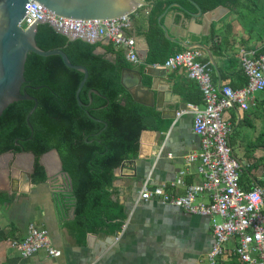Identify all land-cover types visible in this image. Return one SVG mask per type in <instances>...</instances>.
<instances>
[{"label":"crops","instance_id":"1","mask_svg":"<svg viewBox=\"0 0 264 264\" xmlns=\"http://www.w3.org/2000/svg\"><path fill=\"white\" fill-rule=\"evenodd\" d=\"M169 7L161 20L165 12L159 16L158 23L160 20L159 24L168 29L174 50L199 52V61L209 64L217 86L242 87L244 74L240 65L233 68L229 61L239 62L242 48L260 50L264 39L259 40L246 30L227 7L203 12L199 18ZM152 9L153 4L149 3L129 16L131 27L127 32L136 41L140 59L143 51H147L148 57L150 53L147 34ZM97 43V53L113 60L114 56L107 52L112 43L104 38ZM149 65L142 63V70ZM163 75L165 78L156 79L150 93L138 91L136 98L160 113L161 126L170 127L168 131L142 132L138 158L115 171L112 199L119 207L115 213L122 219L110 222L98 233H88L83 241L72 229L74 206L63 209L55 199L56 193L69 187L68 176L57 166V155L43 160L48 173L46 181L40 184L28 179L34 170L31 155L0 157V192L6 195L0 197V264H209L215 235L208 217L190 214L158 197L149 201L140 198L148 178L150 189L167 185L168 192L175 196L185 194L187 185L204 182L199 162L186 163L190 153L201 149V140L193 131V118L184 116L176 121V113L187 104L203 106L200 86L184 68L167 69ZM127 82L133 90V80ZM224 118L232 127L230 146L243 166L242 188L250 190L260 185L264 189V92L255 94L249 110L234 107L224 112ZM181 172L185 173L184 185L171 187ZM198 201L206 203L209 197L202 195ZM30 224L49 231L52 246L61 252L60 257H50L45 250L30 258L22 257L12 242L24 240ZM237 243V239H231L225 245L218 264H243L234 253Z\"/></svg>","mask_w":264,"mask_h":264},{"label":"trees","instance_id":"2","mask_svg":"<svg viewBox=\"0 0 264 264\" xmlns=\"http://www.w3.org/2000/svg\"><path fill=\"white\" fill-rule=\"evenodd\" d=\"M144 1L153 4L147 34L150 44L147 64L163 63L185 49L174 50L158 23L159 16L174 3L192 11L197 9L188 0ZM194 1L203 12L220 6L229 8L246 30L259 40L264 39V0ZM36 41L43 50L62 49L74 65L88 69L89 76L80 93L82 106L76 93L84 74L66 67L60 56L41 57L30 53L22 92L38 101L30 117L32 130L27 117L35 103L11 104L0 117V155L26 152L41 156L51 150L59 152L70 185L56 193L55 199L63 209L74 206L72 229L79 241H83L88 233H98L110 222L122 219L115 213L119 207L112 199L115 171L124 161L138 158L142 132L168 131L170 126H161L160 113L136 102L122 84L123 70L133 68L123 49L111 44L107 52L114 59L109 60L97 53L99 43L69 41L49 24L39 26ZM259 52H264V46ZM229 62L233 68L240 65L242 70L240 61ZM243 76L242 87L248 82ZM91 90L99 92L92 95V101ZM32 179L37 184L47 179L38 160ZM0 197L6 195L0 192Z\"/></svg>","mask_w":264,"mask_h":264},{"label":"built area","instance_id":"3","mask_svg":"<svg viewBox=\"0 0 264 264\" xmlns=\"http://www.w3.org/2000/svg\"><path fill=\"white\" fill-rule=\"evenodd\" d=\"M26 10L28 13L19 24L23 29L39 20L73 37H85L89 42L104 38L116 48L123 49L131 64H142L136 41L127 32L131 27L129 16L111 20H72L53 14L36 1L27 4ZM199 56V52L189 49L170 56L163 63L149 66L169 70L184 68L189 78L200 86L203 106L187 104L176 113V121L184 116L193 118V131L201 140V149L190 153L186 163L199 162L198 170L204 182L187 185L185 194L175 196L168 192L167 185L150 189L151 178H148L142 185L140 198L149 201L158 197L190 214L208 217L215 235L208 256L209 264H218L225 245L231 239L238 240L234 253L243 264H264V189L261 186L250 190L242 188L243 166L230 146L232 127L224 118V112L234 107L249 110L255 94L264 92V52L240 50L239 61L248 82L238 89L230 85L217 86L209 64L200 62ZM184 174L181 172V177L171 187L184 185ZM202 195H207L209 201L199 202ZM12 246L20 251L23 258H30L41 250L53 258L61 256V252L52 246L49 231L35 224L29 225L24 240H14Z\"/></svg>","mask_w":264,"mask_h":264},{"label":"water","instance_id":"4","mask_svg":"<svg viewBox=\"0 0 264 264\" xmlns=\"http://www.w3.org/2000/svg\"><path fill=\"white\" fill-rule=\"evenodd\" d=\"M33 1H36L57 16L72 20H111L124 16H130L139 7L149 5V3L144 0H0V117L3 115L4 111L13 103L20 101H33L35 105L29 112L27 117V124L31 130L32 125L30 123V117L35 112L38 106V101L36 98L30 96L27 92H22V86L26 82L25 66L28 55L30 53L36 54L41 57L60 56L66 67L84 74V78L81 81V84L76 93V98L79 106H82L80 93L89 76L88 69L82 65H74L62 49L56 48L52 50H43L38 46L36 41L38 28L42 24L49 23L39 22V20H37L31 27H28L27 29H23L19 26L25 15L28 13V11L26 10L27 4L30 5ZM188 1L195 6L198 13L195 14L189 12L183 5L179 3H174L169 8L177 7L195 18H199L200 16H202V8L194 0ZM167 12L168 11H166L165 14L161 15L160 20L166 15ZM160 20L159 23H161ZM49 25L56 32L67 37L69 41L80 39L89 42L85 37H73L71 35L65 34L58 27L51 24ZM161 26L165 31L166 37L169 40L174 41L169 37L168 29L162 24ZM98 41L89 43L95 44ZM185 46L186 48L192 47V45ZM147 57V51H143L141 58L143 64L147 62ZM166 70L167 69H155L149 66L143 71L142 66L139 65L131 69L123 70L121 81L124 87L129 90V93L133 96L134 100L138 103H141L136 98V93L138 91H147L150 93L151 90L154 89L156 79L165 78L163 72H165ZM130 79L133 80L135 85L133 90L129 89L126 85V82ZM146 79L151 80L149 82ZM93 94L99 95V92L96 90H91L89 92L91 101ZM12 154L16 156L19 155L13 152H7L0 155V157L12 156ZM26 154H29L33 157L32 166L34 170L36 160H38V162L44 168L46 175L48 173L47 166L43 164V160L46 158V156L56 154L59 161L57 165L59 171L61 173H64L63 162L57 150H51L41 156H36L34 153ZM129 162H133V160L124 161L120 168H122ZM28 179L29 181L32 180V174L28 175ZM68 184L70 185L69 178ZM88 238L90 239V236Z\"/></svg>","mask_w":264,"mask_h":264},{"label":"flooded vegetation","instance_id":"5","mask_svg":"<svg viewBox=\"0 0 264 264\" xmlns=\"http://www.w3.org/2000/svg\"><path fill=\"white\" fill-rule=\"evenodd\" d=\"M126 85H127V87L129 88V89H131L130 87H129V82H126ZM126 90H127V88H126ZM128 91V93H129V90H127ZM130 94V93H129ZM130 96L131 97H133L131 94H130ZM13 153H15V154H26V153H24V152H19V153H17V152H13ZM34 172H35V170H34ZM34 174V173H33ZM32 177H33V175H32Z\"/></svg>","mask_w":264,"mask_h":264}]
</instances>
